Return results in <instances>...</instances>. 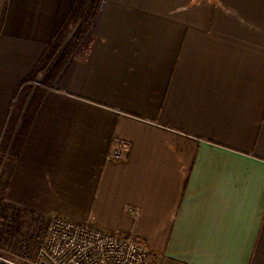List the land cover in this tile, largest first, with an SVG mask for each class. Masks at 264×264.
<instances>
[{
  "label": "crops",
  "instance_id": "crops-1",
  "mask_svg": "<svg viewBox=\"0 0 264 264\" xmlns=\"http://www.w3.org/2000/svg\"><path fill=\"white\" fill-rule=\"evenodd\" d=\"M73 5L0 0V139L22 85L41 92L5 202L150 264H264V0H100L58 74L28 79Z\"/></svg>",
  "mask_w": 264,
  "mask_h": 264
},
{
  "label": "trees",
  "instance_id": "trees-1",
  "mask_svg": "<svg viewBox=\"0 0 264 264\" xmlns=\"http://www.w3.org/2000/svg\"><path fill=\"white\" fill-rule=\"evenodd\" d=\"M100 0H74L71 13L63 22L61 29L48 46L38 66L28 79L36 81L39 75H42V83L46 84L47 78H53L58 74L59 66L65 63V59L71 54L74 44L73 37L83 38L88 23L97 14ZM59 50V51H58ZM56 57L49 65L51 59ZM41 96L40 88L32 82H26L22 85L14 107L11 110L6 122L4 131L0 139V209L11 208L13 223L7 227L0 224V245L2 248L11 246L9 249L18 248L20 250H29L33 246L36 250L39 241L32 244L29 241L20 238L24 237L25 223L28 219L40 218L28 216L21 208H14L5 202V190L8 176L12 171L14 162L19 155L25 133L28 128L31 110L34 109L35 102L39 101ZM36 107V106H35ZM42 229L44 222L42 219ZM4 237V239H3ZM21 239V243L18 240ZM13 250V249H12Z\"/></svg>",
  "mask_w": 264,
  "mask_h": 264
},
{
  "label": "built area",
  "instance_id": "built-area-1",
  "mask_svg": "<svg viewBox=\"0 0 264 264\" xmlns=\"http://www.w3.org/2000/svg\"><path fill=\"white\" fill-rule=\"evenodd\" d=\"M122 154V148L115 146L106 159L120 160ZM43 222L38 246L31 255L30 249L21 250L19 259L0 253V264H148L146 247L130 236H115L90 221L76 223L54 215L43 217ZM12 223L11 208L0 209V224L7 227Z\"/></svg>",
  "mask_w": 264,
  "mask_h": 264
},
{
  "label": "rangeland",
  "instance_id": "rangeland-1",
  "mask_svg": "<svg viewBox=\"0 0 264 264\" xmlns=\"http://www.w3.org/2000/svg\"><path fill=\"white\" fill-rule=\"evenodd\" d=\"M81 39L80 37H74V47L77 46V44H80L81 42ZM113 148V147H112ZM123 150V149H122ZM108 153V152H107ZM106 153V155H107ZM106 155H105V160L107 161L106 159ZM124 156V151H123V154H122V158ZM108 161H111V160H108ZM38 219H42L43 218H34V219H28V223H25V230H24V237L23 235H21L20 238L22 239H25L27 241H29L30 243H32L33 245L36 244L37 241H39V238H40V235H41V229H42V221H38ZM18 243H21V239L18 240ZM11 246H8L7 248L4 247V249L2 250V252L0 251V253L6 255V256H11L13 259H19V255H20V249L18 248H11L9 249ZM33 246H31L30 248V251L28 252V254H32V251H33ZM2 249V248H0ZM13 249V250H12ZM147 253H148V264H150V261H151V255L149 253V251L147 250Z\"/></svg>",
  "mask_w": 264,
  "mask_h": 264
}]
</instances>
